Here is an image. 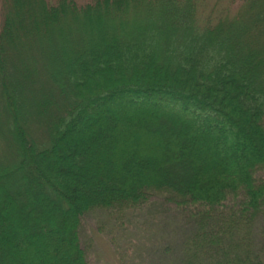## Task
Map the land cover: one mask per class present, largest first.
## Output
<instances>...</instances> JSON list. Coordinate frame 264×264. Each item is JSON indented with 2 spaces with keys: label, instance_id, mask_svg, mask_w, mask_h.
<instances>
[{
  "label": "trees",
  "instance_id": "obj_1",
  "mask_svg": "<svg viewBox=\"0 0 264 264\" xmlns=\"http://www.w3.org/2000/svg\"><path fill=\"white\" fill-rule=\"evenodd\" d=\"M144 208L170 264H264V0H0V264Z\"/></svg>",
  "mask_w": 264,
  "mask_h": 264
},
{
  "label": "rangeland",
  "instance_id": "obj_2",
  "mask_svg": "<svg viewBox=\"0 0 264 264\" xmlns=\"http://www.w3.org/2000/svg\"><path fill=\"white\" fill-rule=\"evenodd\" d=\"M152 203L149 204L152 205ZM155 207L158 212L160 210L161 213H164V209L157 203ZM170 212L172 213V211ZM164 216L166 217V215ZM159 217H154L151 220V212H148L147 208L125 213H109L105 210H98L89 214L81 222V244L86 245L88 263L170 264L165 261V256L161 255L160 250L163 246L169 250L174 249L179 233L185 232L186 228L180 227L174 241L165 237L169 241L158 244L155 239L162 236L161 230L157 231L156 236L144 234L147 227L152 226L153 229H158V220H165V217L161 219ZM165 229H174V227L169 226ZM152 242L153 244H151ZM172 262L174 263L173 260H171Z\"/></svg>",
  "mask_w": 264,
  "mask_h": 264
}]
</instances>
